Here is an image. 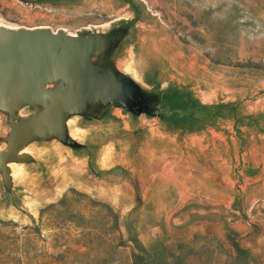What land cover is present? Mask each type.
Instances as JSON below:
<instances>
[{
	"label": "rangeland",
	"instance_id": "374dc122",
	"mask_svg": "<svg viewBox=\"0 0 264 264\" xmlns=\"http://www.w3.org/2000/svg\"><path fill=\"white\" fill-rule=\"evenodd\" d=\"M126 24L114 61L78 43L36 102L0 107V156L46 123L0 170V264H264V0H0L7 35ZM114 72L157 99L148 113L104 98ZM58 83L76 102L60 126Z\"/></svg>",
	"mask_w": 264,
	"mask_h": 264
},
{
	"label": "water",
	"instance_id": "95a60500",
	"mask_svg": "<svg viewBox=\"0 0 264 264\" xmlns=\"http://www.w3.org/2000/svg\"><path fill=\"white\" fill-rule=\"evenodd\" d=\"M40 33L37 37L23 38L21 36L7 35L0 32V107L17 109L21 103L27 100L31 103L36 102L39 99L37 98L39 80L49 76L59 75L60 71L68 69L65 62L69 61L78 43L81 44L83 49L81 55L97 53L100 57V55L110 53L114 61L116 59L115 56L119 54L122 45H124L132 32L130 31V26L126 24L102 33V38L99 39L94 34H92L93 36L81 34L83 37L76 39L75 43L68 45L63 41L66 38H64L62 33L61 35L51 32ZM90 58L91 56L89 55L86 63L91 62ZM115 65L112 63L105 70L110 68V70L114 71L116 68ZM97 69H99V66H97ZM112 75L114 78L110 80L109 78H112ZM105 76L110 81L106 79L102 80L105 82L102 84L105 86L108 85L109 88L104 98L111 100L117 97H120V99L123 97L134 98V100L130 101L133 106H127L125 102H122L120 105H117V108L123 109L132 115H140L142 113H148V107H150L154 100L157 101V99L150 100L153 96L147 97L148 100L146 101L144 94H138L131 89L130 87L135 86V84L126 76L116 77V72L106 74L103 78ZM63 86L62 83H58L52 89V100L59 106H56L50 114L54 116V124L57 126L62 125L65 121L66 116L63 113V108L72 106L75 103L69 97L70 95L62 90ZM58 97H62L67 103L57 102ZM82 99L80 104L77 105L79 112L84 110L82 106L87 103L89 97L88 95H84ZM100 99L102 98L98 97L97 100ZM9 103H17L18 106L16 107ZM45 130L46 123L44 118H38L22 125L14 135L8 151L0 156V170L4 172L8 170L10 163L18 156L23 139L43 133Z\"/></svg>",
	"mask_w": 264,
	"mask_h": 264
},
{
	"label": "crops",
	"instance_id": "0c3cea01",
	"mask_svg": "<svg viewBox=\"0 0 264 264\" xmlns=\"http://www.w3.org/2000/svg\"><path fill=\"white\" fill-rule=\"evenodd\" d=\"M21 4H29V5H35V6H42L45 5V3L48 0H17Z\"/></svg>",
	"mask_w": 264,
	"mask_h": 264
},
{
	"label": "bare ground",
	"instance_id": "6f19581e",
	"mask_svg": "<svg viewBox=\"0 0 264 264\" xmlns=\"http://www.w3.org/2000/svg\"><path fill=\"white\" fill-rule=\"evenodd\" d=\"M127 14V13H126ZM128 18V17H127ZM136 51V50H135ZM130 62H131V60H130ZM130 65H132L131 63H129ZM128 66V65H127ZM128 68V67H127ZM118 69V68H117ZM134 72V71H133ZM141 73V72H140ZM135 76V75H134ZM140 92V91H139ZM143 93V92H142ZM144 94V93H143ZM166 94V93H165ZM185 96V95H184ZM183 96V97H184ZM188 97V96H187ZM130 98V97H129ZM134 99V98H133ZM128 100V99H127ZM130 100V99H129ZM183 100V99H182ZM191 100V99H190ZM121 101V100H120ZM184 101V100H183ZM96 102V101H95ZM155 102V101H154ZM157 102V101H156ZM159 102V101H158ZM190 102V101H189ZM76 103V102H75ZM109 103V102H108ZM193 103V102H192ZM10 105H13V106H18V104L17 103H13V104H11V103H9ZM113 104V103H112ZM101 106V105H100ZM189 107H190V105H189ZM99 111V110H98ZM170 111V110H169ZM187 111V110H186ZM185 112V111H184ZM100 113V112H99ZM167 115V114H166ZM172 116V115H171ZM140 121V120H139ZM174 121H177V120H174ZM165 122V121H164ZM173 122V121H172ZM175 125V124H174ZM176 127V126H175ZM10 200V199H9ZM15 207V206H14Z\"/></svg>",
	"mask_w": 264,
	"mask_h": 264
}]
</instances>
